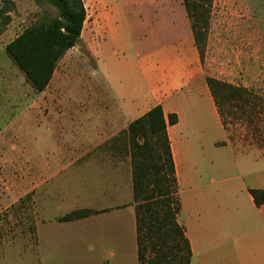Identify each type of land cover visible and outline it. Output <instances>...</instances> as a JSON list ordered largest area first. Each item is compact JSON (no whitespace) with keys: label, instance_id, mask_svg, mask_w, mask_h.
<instances>
[{"label":"crops","instance_id":"obj_1","mask_svg":"<svg viewBox=\"0 0 264 264\" xmlns=\"http://www.w3.org/2000/svg\"><path fill=\"white\" fill-rule=\"evenodd\" d=\"M86 12L84 26L89 21L96 28V34L88 35L89 42L100 58L104 54L103 73L108 75L112 89L82 87L81 93L86 98L80 94L79 107L83 113L101 107L107 117L106 127H96L93 132L94 127L84 130L82 137L72 133L65 147L41 149L32 156L24 151L18 161L17 186L22 190H13L12 194L17 193L20 198L33 193V243L39 264H140L132 163L125 130L130 122L157 104L162 105L166 116L170 112L178 114V121L169 124L167 130L181 203L177 218L191 244L190 264H264V249L260 255L257 249L253 252L245 248L262 244L244 243L235 247L219 243L211 249L204 240L206 235L217 232L212 226L219 217L232 218L242 213L244 207L254 215L264 214V203L256 204L250 192L251 188H264L263 183L254 180L258 169L248 172L247 180L243 179L247 194L244 200L213 195L211 188L216 182L208 179L221 168L219 147L237 142L257 147L263 143L247 142L231 133L226 134V139L218 140L205 127H198L201 119L188 117L187 108L197 97L205 102L215 119L219 108L207 82L186 7L179 19L172 20V27L164 26L160 38L151 45L143 40L139 44L135 42V24L125 9L101 7L96 16L92 9L86 8ZM95 35L97 46L93 41ZM105 46L110 47L107 53ZM108 56L115 59L113 70L104 64ZM51 81L39 92H48L50 100L61 103L54 99L56 93L49 90ZM46 99L42 103H48ZM68 102L63 101L69 106ZM55 105V113L59 115ZM48 107L52 111L54 104L48 103ZM223 128L226 130V126ZM255 158L258 162L257 155ZM243 160L250 162L248 158ZM222 187L230 189L231 185ZM54 203L59 206V212L48 209V204ZM75 209H89L91 213L60 219ZM216 249H225L226 253L215 258L211 251ZM197 250L204 251L198 261Z\"/></svg>","mask_w":264,"mask_h":264},{"label":"rangeland","instance_id":"obj_2","mask_svg":"<svg viewBox=\"0 0 264 264\" xmlns=\"http://www.w3.org/2000/svg\"><path fill=\"white\" fill-rule=\"evenodd\" d=\"M10 1V7H7L10 21L0 34V264H39L40 259L33 243V193L29 192L20 198L17 193L12 194L13 190H22V187L17 186L18 161L24 151L32 156L41 149L65 147L64 143L71 141L72 133L82 137L84 130L94 127L93 132L96 127H106L104 120L107 117L101 107L89 110V113L80 111V94L85 97V93H81L85 86L111 91L112 85L108 82V75L103 73L104 54L100 58L98 51L89 42L88 35L96 34V28L93 29L88 21L79 43L60 60L49 87V90L56 93L54 99L62 102L50 100L48 92L41 94L35 90L7 53L6 45L37 19L42 7L36 0ZM84 2L95 16L101 7L125 9L135 24V42L139 44L143 40L149 45L160 38L164 26L172 27V20L181 17L184 7L182 0ZM2 4L3 0H0V6ZM207 15L210 20L208 29L204 30L207 39L202 58L205 74L240 87L241 92L226 91L230 100L218 103L220 108L216 119L198 97L187 108V115L189 118L201 119L198 127H205L218 140L226 139V134L231 133L247 142L254 140L263 143L257 147L249 143L241 145L239 142L219 147L221 168L208 177L216 182L211 188L213 195L234 196L244 200L247 194L243 188V179L247 178L248 172L258 169L254 180L264 184V0H212ZM97 40L98 36L95 35V46ZM109 50V46L104 47V53ZM114 61L113 57L108 56L104 64H109L113 70ZM109 94L113 95L112 92ZM43 95L49 105L54 104L52 111L51 107L47 110L48 103H42L45 100ZM108 98L112 99L110 96ZM68 100L74 106L63 103ZM55 104L58 105L59 115L55 113ZM255 155L259 158L258 162L254 161ZM245 158L250 162H245ZM223 185H231V188ZM47 207L52 212H59L56 203L48 204ZM247 210L244 207L242 213L232 218L219 217L212 226L216 227L217 232L204 237L208 246L214 249L219 243L235 247L244 243L262 244L245 248L253 252L257 249L263 255L264 214L254 215ZM225 253V249L211 251L215 258ZM150 254L148 250L146 256ZM203 254L204 251L197 250V261Z\"/></svg>","mask_w":264,"mask_h":264},{"label":"trees","instance_id":"obj_3","mask_svg":"<svg viewBox=\"0 0 264 264\" xmlns=\"http://www.w3.org/2000/svg\"><path fill=\"white\" fill-rule=\"evenodd\" d=\"M36 1L42 7L40 14L7 43L6 51L33 88L42 91L50 83L59 60L81 40L87 12L84 0ZM10 2L3 0L0 6V34L10 21ZM183 4L203 58L207 39L204 30L208 29L207 13L212 0H183ZM207 82L217 105L221 100H230L227 90L241 92L240 87L211 76H207ZM177 121L176 112L166 116L162 105L157 104L130 122L125 130L132 163L140 264L191 263V244L177 218L181 203L167 130L169 124ZM250 192L256 204L264 203V188H251ZM89 213V209H75L60 219H75ZM148 250L150 256H146Z\"/></svg>","mask_w":264,"mask_h":264}]
</instances>
